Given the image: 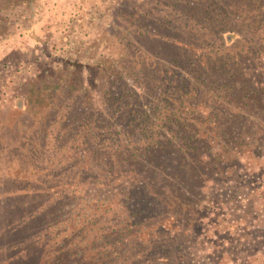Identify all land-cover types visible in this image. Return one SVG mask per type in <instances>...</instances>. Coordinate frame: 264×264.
Segmentation results:
<instances>
[{
  "label": "trees",
  "instance_id": "16d2710c",
  "mask_svg": "<svg viewBox=\"0 0 264 264\" xmlns=\"http://www.w3.org/2000/svg\"><path fill=\"white\" fill-rule=\"evenodd\" d=\"M170 5L136 35L125 64L107 70L120 85L108 117L70 86L41 103L33 85L7 109L17 120L3 128L13 129L9 169L37 168L43 187L3 196L20 217L0 233V264H219L217 252L227 264L238 253L235 264L264 260V110L234 102L258 90L236 79L263 56L264 31L245 35V12L229 20L221 0ZM91 182L118 189L124 203L73 215L71 200ZM209 226L220 241L204 237Z\"/></svg>",
  "mask_w": 264,
  "mask_h": 264
},
{
  "label": "rangeland",
  "instance_id": "374dc122",
  "mask_svg": "<svg viewBox=\"0 0 264 264\" xmlns=\"http://www.w3.org/2000/svg\"><path fill=\"white\" fill-rule=\"evenodd\" d=\"M171 1L0 0V233L9 222L20 217V212L16 213L14 207L2 204L5 199L3 196L11 193L24 194L31 188L35 190L43 187L33 183L38 179H33V176L41 173L37 168L26 166L22 162V165L16 166L19 167L18 170L24 169L23 172L9 169L8 165H14L16 161L10 154L12 145L8 141L9 132L13 129L3 131V128L17 120L14 119L16 112L13 114L7 109L11 108L19 94H29L33 85H37L35 89L39 88L40 91L36 94L33 91L30 96L39 99L41 103L56 96V91L70 86L73 90L80 89L75 100L82 97L89 112L98 118L108 117L120 85L115 81L116 85L111 86L107 70L118 69L125 64L123 55H130L136 35L143 30L148 31V26L152 28V17L170 14L173 11ZM249 1H246L248 5L245 7L243 0H221V6L227 10L229 20L233 21V15L245 12L247 20L253 25L245 34L247 36L264 31L259 27L261 23L264 25V0ZM145 15H148L146 19ZM141 18L145 19L143 23ZM188 19V12L184 9L181 22L186 23ZM234 26L241 28L236 24ZM259 60H252L243 75L236 79L239 89L245 84L258 88L254 91L255 95L248 99L240 97L234 101L236 106L253 112H258L260 108L264 110V49ZM259 123L264 126V117ZM18 147L21 150L27 148ZM104 153L105 157L110 154L107 150ZM9 156L13 157L11 164L5 163ZM42 159L36 163L37 167H40ZM260 161L256 173L264 180V153ZM31 167L32 175L29 171L26 172ZM101 184L103 183H88L78 197L71 200L68 206L70 212L77 216L89 211L93 204L104 203L106 207L116 208L124 203L121 191ZM211 219L210 216L206 217L204 222L209 223ZM209 227V232L204 228L207 241L210 237L214 241H220L218 237L212 236H219V225V232L213 226ZM212 249L215 252L214 247ZM233 256L242 257L243 254L230 255L229 264H235ZM212 258L219 264H227L220 252L210 257ZM253 259L251 257L249 261ZM258 261L259 264H264V260Z\"/></svg>",
  "mask_w": 264,
  "mask_h": 264
}]
</instances>
